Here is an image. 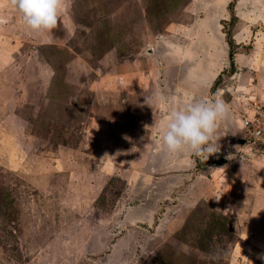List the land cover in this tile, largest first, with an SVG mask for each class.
<instances>
[{
  "label": "rangeland",
  "instance_id": "obj_1",
  "mask_svg": "<svg viewBox=\"0 0 264 264\" xmlns=\"http://www.w3.org/2000/svg\"><path fill=\"white\" fill-rule=\"evenodd\" d=\"M224 2L65 0L37 36L0 0V264H264V152L239 151L264 0ZM214 95L219 151L166 155L170 109Z\"/></svg>",
  "mask_w": 264,
  "mask_h": 264
},
{
  "label": "clouds",
  "instance_id": "obj_2",
  "mask_svg": "<svg viewBox=\"0 0 264 264\" xmlns=\"http://www.w3.org/2000/svg\"><path fill=\"white\" fill-rule=\"evenodd\" d=\"M19 13L25 29L34 35H45L57 27L65 0H10ZM158 99V96L155 97ZM153 97L147 98L151 104ZM229 106L218 95L211 98H192L181 107L171 108L160 126L161 149L166 155L189 152L196 156L219 151L215 137L218 121L227 119ZM258 258L264 259V255Z\"/></svg>",
  "mask_w": 264,
  "mask_h": 264
},
{
  "label": "built area",
  "instance_id": "obj_3",
  "mask_svg": "<svg viewBox=\"0 0 264 264\" xmlns=\"http://www.w3.org/2000/svg\"><path fill=\"white\" fill-rule=\"evenodd\" d=\"M241 123L244 132L242 153H247L246 149L264 152V104L254 108Z\"/></svg>",
  "mask_w": 264,
  "mask_h": 264
},
{
  "label": "crops",
  "instance_id": "obj_4",
  "mask_svg": "<svg viewBox=\"0 0 264 264\" xmlns=\"http://www.w3.org/2000/svg\"><path fill=\"white\" fill-rule=\"evenodd\" d=\"M198 1H200V0H198ZM223 2H224V0H222ZM238 2H239V0H238ZM245 2V1H244ZM200 3V2H199ZM240 3V2H239ZM224 4V6L225 5H227L228 4V0H225V2L223 3ZM198 8L200 9V7H199V5H198ZM225 7L222 9V12L220 13L221 15H219V17H217V18H220L219 20H223V19H225L224 18V12H225ZM201 19H197L196 20V23H199V22H197V21H200ZM204 28V30L203 29H201V32H200V30H199V32H198V34H197V37L198 38H201V36L202 35H205V33H206V31H207V29L205 28V27H203ZM215 29H216V24H215ZM216 32V31H215ZM200 33H202V35L200 34ZM215 34V33H214ZM217 61V60H216ZM210 71H213V70H210ZM199 72H205L206 74H207V72H206V70H199ZM195 74H197V75H199V73H197V72H195ZM200 76V75H199ZM199 76H196L195 77V79L193 80V82H194V86L196 87V88H198V87H203V84H205V83H208L209 81H212V79H214L215 77V74L214 73H212L211 75H208L207 74V76H210V78L208 79H206V77L204 76L203 77V81H198V79L197 78H199ZM189 79V81H190V78H188ZM178 80H180V83L179 84H181V79H178ZM157 85V84H156ZM158 86V85H157ZM160 87V86H159ZM189 88V87H188ZM190 89H192V88H190ZM171 97V96H170ZM177 103H183L184 101H176ZM164 105H172V103H170V104H167V103H165ZM165 119H167V118H165ZM243 145L241 144V146L240 147H242ZM239 151L240 152H242L241 150H240V148H239Z\"/></svg>",
  "mask_w": 264,
  "mask_h": 264
},
{
  "label": "bare ground",
  "instance_id": "obj_5",
  "mask_svg": "<svg viewBox=\"0 0 264 264\" xmlns=\"http://www.w3.org/2000/svg\"><path fill=\"white\" fill-rule=\"evenodd\" d=\"M219 15H220V14H217L216 18L219 17ZM209 18H211V17H208V18H207L208 20L206 19V22L209 21ZM199 44H200V43H198L197 46H195V49H196V53H197V54H199V53L201 52V51H199V48H200ZM209 46H211V44H208V47H209ZM185 62H186V64H187V68H188L189 70H191V71L194 70V71H192V72H197V70H195V69L198 68V65H194L193 63H191L190 66H188V64L190 63V59H188V61H186V59H185V60H184V63H185ZM188 84H189V83H188Z\"/></svg>",
  "mask_w": 264,
  "mask_h": 264
}]
</instances>
